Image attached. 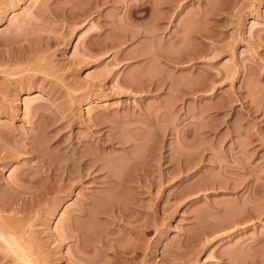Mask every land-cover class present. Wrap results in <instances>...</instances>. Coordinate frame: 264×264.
Wrapping results in <instances>:
<instances>
[{
  "label": "rangeland",
  "instance_id": "obj_1",
  "mask_svg": "<svg viewBox=\"0 0 264 264\" xmlns=\"http://www.w3.org/2000/svg\"><path fill=\"white\" fill-rule=\"evenodd\" d=\"M59 1L61 3L56 4ZM65 1L62 4L61 0H0V221L16 228L20 243L27 247L29 259L35 264H87L86 259L89 258H93L90 263L96 261L94 264L108 261L110 263L106 264H115L111 256L112 246H109L110 250L107 245L119 246L118 243L131 240L129 244L133 242L134 246L140 242L135 229H139L144 221L150 228L142 236L144 245L143 240L140 245L148 248L147 256L135 254L139 256L134 258L133 253L127 257L129 254H121L122 258L115 261L116 264L118 261L121 264H140L142 257L147 264H264V197H261L264 195V0H158L160 6L156 4L157 0ZM46 5L48 8L44 9ZM55 5L63 13L60 14ZM40 8L46 12L42 13ZM69 9L71 11L67 12ZM153 29L156 31L154 34ZM171 53H176V56L171 57ZM192 81L196 85H192ZM188 83L194 86V90L184 96L183 86L186 84L187 91L192 87ZM33 106L36 109H32ZM34 110H38V114L45 111L39 120H43L44 114L48 123L51 122L45 125L46 130L42 128L46 118L40 125L45 134L51 133L48 140L56 141L62 137L58 140L61 144L56 142L61 145L59 149L53 148L55 141L49 140L51 143L48 145L46 136L43 137L44 144L48 146L47 153L41 150L51 161L54 156L57 159V156H62L66 148L65 153H70L68 140L79 145L77 142L85 138L89 141V135L94 136L98 131L103 141L114 138H111L108 148L97 150L98 155L95 153L97 158L101 157L102 166L107 167L108 162L114 172L110 171L112 175L118 172L121 175L124 169L127 171L126 165L130 162L131 167L138 162L145 165L146 159L152 160L151 153L157 151L153 159L158 153L155 158L158 161L150 160L151 165H146L151 167L148 169V182L153 180L158 187L154 186L155 183L153 185V181H150L152 185L146 181L149 189L144 188L143 195L135 192V197L130 192L132 189L127 188L126 194L123 186L125 195L121 198L123 195H120V189L116 192L114 184L115 193L110 188L111 184L107 186L110 189L106 186L101 188L99 181L107 170L103 167L105 171L98 172L101 178L95 180L97 183L92 180L93 175L84 176L86 179L83 177L84 180L75 184L69 182L68 185L74 186L71 189L55 194L56 191L51 189L55 186L51 183L59 185L58 182L50 181L47 177L50 173L38 165V158L34 156L37 153L35 143H39L40 138L36 137V142L33 139V152L30 149L31 154L27 152L32 142H26L32 140V132L36 131L34 126L41 122L33 114ZM93 119L99 127L90 124ZM247 130L253 135L249 136ZM257 133L261 134L258 138ZM63 138L69 139L64 142L66 139ZM101 141L98 142L101 144ZM150 145L155 148L154 152ZM148 148L152 149L151 153ZM41 150L37 155H44ZM56 150L63 152L59 154ZM127 155L138 161L133 163ZM175 157L179 161L177 166ZM167 158L174 159L173 164ZM183 160L188 163H184L185 168L182 166L185 171L181 168L179 171L185 173L186 168L190 170L187 169L188 176L182 173L178 177L177 167ZM245 164L251 174L242 173L245 170L241 168L240 171L239 167ZM169 171L177 176L172 180L174 183L170 182L174 175ZM167 173L173 176H167ZM244 174L251 175L255 181L258 179L259 188L256 190L261 195L255 196L254 204L247 198L250 188L241 183ZM42 180L43 185L48 183L46 187L50 184L47 187L51 190L49 195L47 191L43 193L48 189H42ZM238 181L241 185L236 183ZM115 185L117 188L122 186ZM39 186L43 191V195H39L41 197L37 196L41 192ZM100 190L106 197L96 195L101 193ZM177 190L183 196L180 197ZM93 194L102 196L101 199L96 197L95 203L105 199V202L97 203L99 207L102 205V210L109 198L105 209H110V200H115V203L126 205L127 211L123 207L126 213L120 209L124 216L133 209L134 213L130 212L124 218L118 213L115 219L121 218L115 221L113 217L115 222L105 214L98 216L104 211L98 212L100 208L90 199H93ZM130 197L139 203L127 204L132 199L128 200ZM242 199L250 200L247 201L249 206L258 201L256 208H247L246 202V211ZM128 205L132 206L130 210ZM79 207L92 209L90 212L95 209V213L88 211L82 217L77 211ZM239 207L245 210L244 216L241 213L244 210ZM236 213L238 216L234 215ZM88 214L89 219L86 217ZM92 214L96 216L90 220ZM79 216L78 226L91 221L95 225L94 230H99L98 226L104 230L111 227L107 229L110 232L113 229V235L105 230L109 233L107 238L104 237V242H109L104 244H107L106 249L98 251L101 245L93 241L92 224H85L87 228L81 225L85 228L84 235L88 234L86 229H90L92 233L89 232L88 236L93 234V240L86 237L96 243L93 251L82 254L83 258L78 256L80 252L75 248L83 238L78 231L73 237L62 238L66 222L71 217L78 220ZM155 226H158L159 235L153 232L152 227ZM77 234L82 238L78 240ZM111 237L114 242L108 240ZM113 237L121 239V242ZM74 241L79 242L76 244ZM148 243L152 245L147 246ZM1 244L0 256L3 258L0 263L21 264L18 261L14 263L11 253ZM129 244L128 248L132 247ZM129 257L131 260L134 258L132 263Z\"/></svg>",
  "mask_w": 264,
  "mask_h": 264
},
{
  "label": "bare ground",
  "instance_id": "obj_2",
  "mask_svg": "<svg viewBox=\"0 0 264 264\" xmlns=\"http://www.w3.org/2000/svg\"><path fill=\"white\" fill-rule=\"evenodd\" d=\"M52 1H53V0H52ZM61 1H62V4H65V3H66L65 0H64L65 2H63V0H61ZM95 1H96V0H95ZM56 2H57V1H56ZM60 3H61V2L59 1V3H56V4H60ZM53 4H54V2H53ZM67 4H68V3H67ZM156 4H158V0H157V3H156ZM159 4H160V2H159ZM159 4H158V5H159ZM158 5H157V6H158ZM55 6H56L55 9L58 10L57 5H55ZM58 6H59V5H58ZM159 6H160V5H159ZM40 7H41V6H40ZM46 7H47V5L45 6L44 9H46ZM60 7H62V6H60ZM63 7H65V6L63 5ZM63 7H62V8H63ZM47 8H48V7H47ZM69 8H72V7L69 6ZM158 8H159V7H158ZM38 9H39V6H38ZM126 9H129V8L126 7ZM42 10H43V9H42ZM62 10H63V9H62ZM40 11H41V8H40ZM66 11L68 12V11H71V10L69 9V10H66ZM41 12H42V11H41ZM43 12H46V11H43ZM43 12H42V13H43ZM51 12H52V10H51ZM58 12H59V10H58ZM60 12L63 13V11H61V10H60ZM60 12H59V13H60ZM64 12H65V10H64ZM72 13L75 14L74 11H73ZM72 13H70V14H72ZM40 14H41V13H40ZM60 14H61V13H60ZM158 14H159V13H158ZM158 14H157V15H158ZM47 15H48V14H47ZM76 15H77V14H76ZM126 15H129V14H126ZM43 16H45V14H44ZM41 17H42V16H41ZM65 17H66V16H65ZM159 17H160V16H159ZM44 18H45V17H44ZM128 18H129V17H128ZM156 19H157V18H156ZM160 19H162V18L160 17ZM156 21H157V20H156ZM156 21H155V23H156ZM158 22H159V21H158ZM155 26H156V25H155ZM158 26H160V25H158ZM156 27H157V26H156ZM156 27H155V28H156ZM157 28H158V27H157ZM153 30H154V29H153ZM129 31H130V30H128V32H129ZM159 31H160V29L157 30V33H158ZM121 32H122V31H121ZM121 32H120V33H121ZM149 32H150V31H149ZM155 32H156V31L154 30L153 34H154ZM126 33H127V32H126ZM126 33H123V35H124L123 37H126V36H125ZM130 33H131V31L129 32V34H130ZM150 33H151V32H150ZM129 34H127V35L130 36ZM132 34H133V33H132ZM120 35H121V34H120ZM151 36H153V39H154V35H151ZM126 38H127V37H126ZM155 38L157 39V36H156ZM66 40H69V38L66 39ZM2 42H4V41H2ZM6 42H7V41H6ZM6 42H5V43H6ZM143 52H144V51H143ZM153 52H155V51H153ZM177 52H178V51H177ZM177 52H176V53H177ZM176 53H171V54H170L171 57H172L173 55H174V57H175V56H176V55H175ZM140 54H141V53H140ZM144 54H145V53H144ZM144 54H143V56H145V55L147 54V52H146L145 55H144ZM150 54H151V53H150ZM152 54L154 55V53H152ZM156 54H157V53H156ZM159 54H160V53H159ZM163 54H164V53H163ZM147 55H148V54H147ZM178 55H179V54H178ZM154 56H155V55H154ZM165 56H166V54H165ZM165 56L163 55V57H165ZM166 57H167V56H166ZM169 57H170V56H169ZM171 57H170V59H171V61H172V58H171ZM156 58H157V57H156ZM158 58L160 59L161 57L159 56ZM163 59H165V58H163ZM166 59H167V58H166ZM170 59H169V60H170ZM141 75H142V74H141ZM143 75H144V74H143ZM143 77H144V76H143ZM145 79H146V77H145ZM149 81H150V80L146 81V83L149 82ZM192 82H193V83H191L192 85H196V84L194 83V81H192ZM188 84H189V83H188ZM183 85H184V84H183ZM185 85H186V84H185ZM185 85L183 86V87H184V91H182L183 94H184V96H186L187 93L189 94V92H192V89H193V87H194V86H192V85L189 84V85L192 86V87H191V89H190V86H189L190 91H187V90L185 89ZM155 86H156V85H155ZM181 86H182V85H181ZM187 89H188V86H187ZM179 90H181V88H180ZM193 90H194V89H193ZM178 92H179V91H178ZM180 94H181V93H180ZM181 95H182V94H181ZM180 98H181V97H180ZM181 100H182V99H181ZM38 105H39V104H38ZM31 108H32V109H34V108L36 109V106H33V107H31ZM184 108H185V107H184ZM184 108H183V109H184ZM32 109H31V111H32ZM37 109H38V107H37ZM38 110H39V109H38ZM38 110H37V111L34 110L35 113L32 112V113L35 114V116L37 117V118H36L37 120H39V118H41L43 112L45 113V111H43V112L41 111V113L38 114V113H37ZM181 110H182V108H181L180 110L178 109L177 111H181ZM39 112H40V111H39ZM177 113H178V112H177ZM40 114H41V115H40ZM32 116H34V115H32ZM47 116H48V114H47ZM50 116H51V115H50ZM44 118H46V121H47V122L44 123V126H42V128L44 127L45 130H46L47 128L45 127V125L48 123V120H47V117H46V116L44 117V114H43V120H45ZM54 118H55V117H54ZM41 119H42V118H41ZM51 119H52V118H51ZM51 119H49V120H51ZM37 120H36V121H37ZM43 120H42V121H43ZM36 121H35V122H36ZM39 121H41V120H39ZM42 121L40 122V124H38V121H37L38 126H37V125L34 126V128L36 127V129H35L36 131L34 130L35 133L33 134V132H32V136L30 137L32 140L30 141V139H29V141L26 142V143H28V142L31 143V142H32L30 145L28 144L30 148H29V147H28V148L26 147V148H27V152H29L28 149H30L31 152H33V150H32L31 148L33 147V142H34L33 139H35V142H36V139H37L36 137H38V139L40 138L39 140H41V141L43 140V141H44V142L42 141V143H41V141H39V143H35V142H34V143L37 144V145H38V144H40V145L42 144V146H39V147L36 145V147H38V148H36V147H35V149L33 148V149L35 150V152H37V153H38L41 149H43V150L47 153V151H46V149H47V147H48L47 144H48V143H49V144L51 143L49 140H51L52 143L55 141V140L53 141L52 138L48 140V137L50 138L51 133H50V135L45 134L46 131H44V129H42L41 126H40V125H42L41 123H43ZM52 123H55V121L52 122ZM99 123H100V122H99ZM49 124H51V122H49L46 126H48ZM90 124H93V125H92L93 127H94V125H97V126L99 127V124L96 123V119H95V120L93 119V121H90ZM53 125H54V124H52V126H53ZM89 126H90V125H89ZM90 127H91V126H90ZM34 128H33V129H34ZM49 128H50V127H49ZM95 128H96V127H95ZM40 129H42V130H40ZM89 129H90V128H89ZM92 129H93V128H92ZM100 129H101V128H100ZM53 130H54V129H52V131H53ZM58 130H59V128L56 127V131H58ZM93 130H95V129H93ZM43 131H44V132H43ZM52 131H51V132H52ZM48 132H49V130H48ZM53 132H55V131H53ZM53 132H52V133H53ZM90 132H91V131H90ZM90 132H89V134H90ZM247 132H248V130H247ZM56 133H57V132H56ZM56 133H55V134H56ZM93 133H94V132H93ZM58 134H59V133H58ZM248 134H249V132H248ZM251 134H252V132L249 134V136H250ZM30 135H31V134H30ZM56 135H57V134H56ZM56 135H53V136L56 137ZM112 135H113V134H112ZM112 135H111V136H112ZM252 135H253V134H252ZM255 135H256V134H255ZM260 135H261L260 133H257L256 137L258 138ZM39 136H40V137H39ZM41 136H42V137H41ZM45 136H46V139H47V140H46V141H47V144H44V143L46 142L45 139H44ZM58 136H59V135H58ZM58 136H57V137H58ZM61 136H62V135H61ZM99 136H100V135H98V131H97V132H95V135H94V136L91 135V137H90V135H89V141L86 140L87 138H85L86 141H85V140H80V141L78 140L79 142H77V143H78L79 145H76L75 142L73 143V142H72L73 140H72V141H71V140L69 141L68 139H69L70 137H69V138H65L66 140L63 138V139L65 140L64 142H67V140H68V142H67V146H68V150H69L70 153H71V154H70V153L68 152V153L70 154V156H68V155H69L68 153H65V152H67V148H66V147H65L66 149L64 150L65 152L63 153V155H62V156L59 155L61 152H63V150H61L60 153L57 151V150L59 149L58 146H61V145H58V144H61V143H59L60 141L58 142V140H60V138H62V137H60V138L58 137V139H56V141H55V143L58 142V144L56 143V146L53 147L54 149L58 148V149L56 150V152L59 153V154H58L59 156H57L58 159L56 158V156H54V157L57 159L56 161H54L55 158H54L53 156H52V157L54 158V160L51 161V158H49V156H46V155H45L46 153H44L43 150H41V152L43 151V153H44V155H45L46 157H45L44 155H37V153L34 154V156H35L36 158H38V160H37V161H39V162H37V163H39L38 165H42V166H43V169H44V170H48V173H50L49 176H47V177H49V178L51 179L50 181L53 180L54 182L56 181V183L58 182L59 185H56V184H55V185H54V184L52 185V183H51V186H55V188H54L55 190L51 187V189H52L53 191H56L55 194H56V193L58 194L59 192H61V190H64V189H66V188H70V189H71L73 185H68V184H70L69 182H71V183L79 182L81 179H83L84 176H92V175H93V178H92L93 181H95V180L97 181V179L99 180V179L102 177V179L99 181V183L102 185L101 188H103V186H106V187H107V186H110V184H111V187H110V188H112V192L114 191V190H113V187H115V186H116L115 189H117L116 192L118 191V189H120V192H121V193L118 192L117 194L120 193V195H123V196H120V195H119L121 198L124 197V195H125V191H126V194H127V191H128L127 188H129V190L132 189L130 192L134 193L133 195H136L135 192H137V194H140V195H141V194L144 192V188L149 189L148 183H149L150 181H153V180H149V182H148V180H147V178L150 176V173H148V169H149V167H150V165H151V162H149V161L151 160V159H150L151 157H152V160H154V159L156 158L157 154H158V153H157V154L155 155V158L153 159V157H154L153 154H155V153L157 152V151L154 152V151H155V148H154L152 145H150V146H152L153 149H154V150H153V152H154L153 154L151 153L152 149H151V151H150V149L148 148L149 151H150V153H151V157H149L150 160H147V159H146V161H148V162L145 161V163H144L145 165H146V163H150V165L147 164V165H148V168H147V165H146V166H145V165H140V164H141L140 162L135 163L134 161H138V160H135L136 158H134V157H133V159H131L130 156L127 155V156L130 158V160H131L133 163H135V164L133 165V167H131V166H132V165H131L132 163H131L130 161H128L129 159L127 158V159H128L127 161L131 163V164H130V163L128 164V163L126 162V158H125V162H126V164H128V165H126V167H128V168H127V171L124 169V171H121V175H120V172L117 171V172H118L117 175H118V176L120 175V177H118V176L115 175V174L112 175V173H114V172L111 171V168L109 167L108 162H107V167L105 166L106 169H107V170H106L105 167L102 166V165H101V162L99 161V160L101 159V157H100V159H99V156H98V158H97V156L95 155V153H96L97 150H100V149H103V148H108V146L110 145L109 143H111V141H112V140H111L112 137H111L110 135H109V136H110L111 138L105 139L104 141L100 138L102 135H101L100 137H99ZM113 136H114V135H113ZM43 137H44V138H43ZM51 137H52V135H51ZM55 137H54V138H55ZM54 138H53V139H54ZM78 138H79V137H78ZM90 138H91L92 140H90ZM71 139H72V138H71ZM81 139H84V136H83V138L81 137ZM112 139L114 140V138H112ZM99 140H100V141L102 140V141H101V144H102L103 146L100 144V142H98ZM48 141H49V142H48ZM61 141L63 142V140H61ZM37 142H38V141H37ZM113 142H114V141H113ZM249 142L251 143V141H249ZM249 142H248V143H249ZM248 143H247V144H248ZM250 143H249V144H250ZM35 144H34V145H35ZM43 144L46 145V146H43ZM49 144H48V145H49ZM62 144L64 145V143H62ZM108 144H109V145H108ZM112 144H113V143H112ZM112 144H111V145H112ZM152 144H153V143H152ZM154 144H155V142H154ZM154 144H153V145H154ZM26 145H27V144H26ZM28 145H27V146H28ZM54 145H55V144H54ZM158 145H159V144H158ZM161 145H162V144H161ZM254 145H255V144H254ZM31 146H32V147H31ZM64 146H65V145H64ZM150 146H149V147H150ZM155 146H156V145H155ZM245 146H247V145L245 144ZM44 147H45V148H44ZM159 147H160V146H159ZM241 147L244 148V146H241ZM23 148H24V147H23ZM49 148H51V149L53 150V153H55V151H54V149H53L52 147H49ZM61 148H62V147H61ZM89 148H91V150H90ZM113 148H114V147H113ZM24 149H25V148H24ZM24 149H23V151H25ZM110 149H112V147H110ZM49 150H50V149H49ZM158 150H159V149H158ZM1 151H2V150H1ZM59 151H60V150H59ZM175 151H176V150H175ZM31 152H29L28 154H31ZM49 152H50V151H49ZM100 152H101V151H100ZM109 152H110V151H109ZM158 152H160V151H158ZM39 153H40V152H39ZM39 153H38V154H39ZM50 153H51V152H50ZM50 153H49V154H50ZM57 153H56V154H57ZM98 153H99V152H98ZM106 153H108V152H106ZM111 153H112V151H111ZM111 153H110V154H111ZM66 154H68V155H66ZM96 154H97V153H96ZM99 154H100V153H99ZM101 154H102V153H101ZM108 154H109V153H108ZM108 154H107L106 156H109ZM124 154H125V153H124ZM129 154H130V152H129ZM32 155H33V154H32ZM52 155H54V154H52ZM97 155H98V154H97ZM130 155H131V154H130ZM34 156H33V157H34ZM43 156H44V157H43ZM60 156H61V157H60ZM110 156H111V155H110ZM110 156H109V157H110ZM158 156H159V155H158ZM2 157H3V156H2ZM31 157H32V156H31ZM35 157H34V160H35ZM47 157L49 158V160H48ZM160 157H161V156H159V158H160ZM4 158H5V157H4ZM44 158H45V159L47 158V159L45 160ZM107 158H108V157H107ZM110 158H114V156H113V157H110ZM110 158H108V160H109ZM123 158H124V157H123ZM163 158H165V157H163ZM171 158H174V157L171 156ZM171 158H167V160H168V159H171ZM97 159H98V160H97ZM34 160H33V161H34ZM105 160H106V158H105ZM108 160H107V161H108ZM152 160H151V161H152ZM163 160H165V159H163ZM172 160L174 161V159H171V160H169V163H172V164H173V161H172ZM175 160H176V157H175ZM179 160H180V159H179ZM184 160H187V159H184ZM184 160H183V161H184ZM2 161H3V160H2ZM35 161H36V160H35ZM98 161L100 162V164L98 163ZM123 161H124V160H123ZM140 161H141V160H140ZM155 161H156V159H155ZM157 161H158V159H157ZM157 161H156V162H157ZM159 161H160V160H159ZM170 161H172V162H170ZM176 161H177V160H176ZM176 161H174V164H176V166H177V164L179 165V161H177V162H176ZM187 161H188V160H187ZM187 161H184V162L181 161V162H182V165L180 164V167H179V166L177 167V168H178L179 175H178L177 172H176V173H177L176 175H177L178 177L181 176V174L183 173V172H180V171H179V168H181V170L183 171L184 168L186 167V166H184V163L186 162L185 164H187V163H188ZM105 162H106V161H105ZM141 162H144V161H141ZM181 162H180V163H181ZM35 163H36V162H35ZM139 163H140V164H139ZM103 164H104V163H103ZM123 164H125V163L123 162ZM142 164H143V163H142ZM159 164H160V163H159ZM130 165H131V166H130ZM152 165H153V163H152ZM191 165H192V164H190V168H192ZM34 166H37V165H34ZM34 166H33V167H34ZM124 166H125V165H124ZM158 166H159V165H158ZM158 166H157V167H158ZM182 166H184V168H183ZM33 167H32V168H33ZM103 167H104V169H105L106 171L103 169ZM121 167H122V166H121ZM129 167H131V168H129ZM159 167H161V166H159ZM171 167H172V166H171ZM173 167H175V165H173ZM173 167H172V168H173ZM37 168H38V167H36V169H37ZM109 168H110V170H109ZM150 168H151V167H150ZM172 168H170V169L173 170ZM240 168L245 170V172H242V173H245V174H246V173H249V172H250L249 174H251V171H249V170L247 169L246 164H245L243 167H239V169H240ZM249 168H250V167H249ZM36 169H34V170L40 173V171H39V170H36ZM38 169H39V168H38ZM40 169H41V168H40ZM102 169H103V171H105V174L103 173L104 175H102V176L100 177V176L98 175V172H99V174H101L100 171H101ZM122 169H123V168H122ZM129 169H132V170H129ZM170 169H168V170H170ZM187 169L190 170L189 168H186V171H187V172H188ZM235 169H236V168H235ZM237 169H238V168H237ZM239 169H238V172L241 171V169H240V171H239ZM31 170H32V169H31ZM120 170H121V168H120ZM168 170H167V171H168ZM244 170H242V171H244ZM35 171H34V172H35ZM41 171H43V170L41 169ZM110 171H111L112 173H111ZM149 171H150V170H149ZM173 171H175V170H173ZM184 171H185V170H184ZM247 171H248V172H247ZM123 172H125V173H123ZM162 172H163V171H162ZM169 172H171L172 174L174 173V172H172V171H169ZM187 172H185V173H183V174L186 175ZM236 172H237V170H236ZM46 173H47V171H46ZM48 173H47V174H48ZM122 173H123V175H122ZM164 173H166V172H164ZM240 173H241V172H240ZM47 174H46V175H47ZM161 174H163V173H161ZM168 174H169V173H167L166 175H167V176H170V177H172V176L174 175L171 179H170V177H168V178L171 180L170 182H172V180L174 181L175 178H177V176L175 177V174H173V175H170V174L168 175ZM245 174H244V177L241 179V183H242V182L245 183V184H244V185H245V188H246V186H247V188H250V192L248 191V192H249V196H248L247 198L253 200L251 203L254 204L253 202L255 201V198L257 197L256 195H259V192H260V191L257 192L258 190H256L257 188H259V187H257V186H258V185H257V181H258V179H256V181H255V179L252 178L251 175H248V176H247V175H245ZM36 176H37V175H36ZM103 176H104V177H103ZM161 176H162V175H161ZM167 176H166V177H167ZM186 176H188V175H186ZM113 177H114V178H119V180L117 181V180L114 179ZM174 177H175V178H174ZM38 178H39V177H38ZM44 178H46V177H44ZM44 178H43V180H44ZM149 178H150V177H149ZM149 178H148V179H149ZM173 178H174V179H173ZM182 178H183V176H182ZM255 178H257V177H255ZM47 179H48V178H47ZM47 179H46L45 181H46V182H47V181L49 182V180H47ZM84 179H86V178L84 177ZM84 179H83V180H84ZM43 180H42V183H41L40 185H43V184H44ZM36 181H37V180H36ZM36 181H34L33 183H35ZM38 181H39V180H38ZM38 181H37V183H38ZM53 181H52V182H53ZM96 181H95V183H97ZM146 181H147L148 183H147ZM180 181H181V180H180ZM239 181H240V180H239ZM239 181L236 182V183L239 184ZM46 182H45V184H46ZM59 182H62V183H59ZM67 182H68V183H67ZM254 182H255V183H254ZM31 183H32V182H31ZM88 183H89V182H88ZM90 183H91V182H90ZM95 183H94V184H95ZM115 183H116V184H119V186L122 185L121 188H120V187L117 188L118 186L115 185ZM150 183H151V182H150ZM154 183H155V185H154ZM158 183H159V182H157V184H158ZM160 183H161V182H160ZM160 183H159V184H160ZM172 183H174V182H172ZM38 184H39V183H38ZM74 184H75V183H74ZM80 184H81V183H80ZM92 184H93V183H92ZM100 184H99V185H100ZM112 184H114L113 187H112ZM161 184H162V183H161ZM238 184H237V187H238L239 185H241V184H239V185H238ZM258 184H259V182H258ZM35 185H36V184H35ZM46 185H48V183H47ZM46 185H43L44 187H42V189H43V188H47V187L50 186V184H49V186H47V187H46ZM95 185H96V184H95ZM101 185H100V186H101ZM150 185H152V183H151ZM153 185L156 186V188L158 187V185H156V182H155V181H153ZM172 185H173V184H172ZM233 185L235 186L234 183H233ZM259 185H260V184H259ZM123 186L125 187L124 194H123V192H122V191H123V190H122V189H123ZM34 187H35V186H34ZM36 187H37V186H36ZM40 187H41V186H39L38 188H40ZM73 187H74V186H73ZM256 187H257V188H256ZM38 188H37V189H38ZM98 188H99V187H98ZM107 188L110 189L109 187H107ZM107 188H104L103 190H105V189H107ZM151 188H153V186H152ZM232 188H233V187H231V189H232ZM40 189H41V188H40ZM42 189H41V192H40V190L38 189V191L40 192L39 194H38V191H36V189L34 190V191L37 192V194H38V195L36 194L37 196H39V195H43V194H42V192H43ZM47 189L49 190L50 188H47ZM108 189H107V190H108ZM126 189H127V190H126ZM134 189H135V191H134ZM48 190H44L43 193H46L45 191H47V192H48L47 194L49 195V194L51 193V192H50L51 190H49V191H48ZM98 190H99V189H98ZM145 190H146V189H145ZM175 190H176V189H175ZM179 190H180V191H183L182 189H179ZM179 190H177L178 193H180ZM64 191H65V190H64ZM68 191H69V190H68ZM133 191H134V192H133ZM185 191H186V190H185ZM185 191H184V194H185ZM99 192H101V193L96 194V193H97V191H96L95 194H96V195L103 194L101 190H100ZM105 192H107V191H104V193H105ZM130 192H129V194H130ZM174 192H175V191H174ZM113 193H115V191H114ZM132 193H131V194H132ZM181 193H182V192H181ZM181 193L178 194V195H180V197L183 196V193H182V195H181ZM187 193H188V191H187ZM257 193H258V194H257ZM262 193H264V191H262ZM117 194H116V195H117ZM129 194H128L127 196H129ZM131 194H130V195H131ZM145 194H146V193H145ZM103 195H105V194H103ZM110 195H111V194H110ZM113 195H114V194H113ZM133 195H132V196H133ZM142 195H143V194H142ZM171 195H172V194H171ZM173 195L177 196V193H175V194L173 193ZM247 195H248V194H247ZM260 195H261V193H260ZM260 195H259L258 197H260ZM44 196H45V195H44ZM93 196H94V194H93ZM175 196H174V197H175ZM255 196H256V197H255ZM262 196L264 197V195H261V197H262ZM39 197H41V196H39ZM94 197H95V198H94ZM94 197H93V199H92V198H90V199L93 201V200L97 199L96 197L99 198L100 196H94ZM101 197H102V196H101ZM101 197H100L99 199H101ZM105 197H106V195H105ZM108 197H110V196H108ZM115 197H116V196H115ZM115 197H113V199H115ZM135 197H137V195H136ZM174 197H173V198H174ZM86 198H87V197H86ZM86 198H85V199H86ZM111 198H112V197H110V199H111ZM118 198H119V197H118ZM118 198H117V200H118ZM131 198H132V197H130L128 200H130ZM133 198H134V197H133ZM133 198L131 199V201H127V204H129L128 202H130V203L132 202V204H133V202H134V203H137V204L139 203L138 201H137V202L134 201V200H136V199H133ZM143 198H144V197H143ZM175 198H176V197H175ZM177 198H178V197H177ZM85 199H84V200H85ZM88 199H89V197H88L86 200L89 201ZM125 199H126V196H125ZM138 199L141 200V198H138ZM239 199H240V198H239ZM244 199H245V198H244ZM244 199H242V201L245 203V207H244V208H246V202H247V201L249 202L250 200L245 201L246 199H245V200H244ZM256 199H257V198H256ZM260 199H261V198H260ZM260 199H258V200H260ZM102 200H103V198H102ZM102 200H99V202H97V203L100 204V201H101V202H105V199H104L103 201H102ZM107 200L109 201V198H108ZM123 200H124V199H122V201H123ZM132 200H133V201H132ZM240 200H241V199H240ZM108 201H107V202H108ZM118 201H121V200L119 199ZM141 201H142V200H141ZM143 201H144V200H143ZM260 201H261V200H260ZM263 201H264V199H263ZM263 201H262L261 203H263ZM93 202H94V201H93ZM107 202H106V203H107ZM112 202H114V203H112ZM112 202H111V200H110V203L112 204V205H110V203H109V205L111 206L110 209H105V207L107 208V206H108V205H106V203H105V204H104L105 207H103V208H104L103 210L101 209V208H102V205H100L101 207H99L98 204L94 202V204H97V207L100 208V211H98V212H103V211L105 212V213L103 212V213H98V214H97V211H96V214H97L98 216H99V214H100V215H101V214H102V215L105 214V215L109 216L108 218H110V217L112 218V219H111L112 222H115L116 219H118V218L115 219V217H118V216H116V214L119 213V215H121V217L123 216V218H124V217H126V216L131 212V211H129V213L126 214V216H124L125 214L123 215L120 209H122V211L125 210V208H126L125 206H126V205H125V206H122V205L119 204L120 202H119V203H115V200L112 201ZM116 202H117V201H116ZM235 202H237V201L235 200ZM248 202H247V203H248ZM257 202H258V201H256V204H257ZM84 203H85V202H84ZM140 203H141V202H140ZM0 204H1V203H0ZM94 204H93V205H94ZM132 204H131V205H132ZM137 204H136V205H137ZM256 204H255V205H256ZM263 204H264V203H263ZM263 204H262V205H263ZM104 205H103V206H104ZM129 205H130V204H129ZM129 205H128V206H129ZM133 205H134V204H133ZM139 205H141V204H139ZM142 205H144L143 202H142ZM255 205L249 206V203H248V205H247L248 207H247V208H252V207L255 206ZM78 206H80V205H78ZM137 206H138V205H137ZM243 206H244V204H243ZM83 207H84V206H83ZM93 207H94V206H93ZM93 207H91V208H93ZM120 207H121V208H120ZM123 207H125V208H123ZM130 207H132V206H129V208H128L129 210H130ZM133 207H134V206H133ZM138 207H139V206H138ZM138 207H137V208H138ZM142 207H143V206H142ZM14 208H15V207H14ZM84 208H86V207H84ZM84 208L79 207V209L77 210V211L79 212V214L82 215V217H84L83 214H87L88 211H89V213H93V214H94V213H95L94 210H95V209L98 210L96 207H94L95 209L93 210V212H90V211H92V209H84ZM135 208H136V207H135ZM140 208H141V207H140ZM239 208H240V207H239ZM239 208H238V209H239ZM241 208H242V207H241ZM241 208H240V209H241ZM247 208L245 209L246 211H247ZM255 208H256V206H255ZM255 208H254L253 211L251 210L252 213L256 210ZM76 209H77V208H76ZM240 209H239V210H240ZM252 209H253V208H252ZM101 210H102V211H101ZM133 210H135V209H133ZM133 210H132L131 214L134 213ZM239 210H238V211H239ZM242 210H244V209L242 208ZM245 210L242 211V212L240 211V212L243 214V216L246 214V213L244 214ZM125 211H127V208H126ZM125 211H123V212L126 213ZM251 211H250V212H251ZM235 212H236V211H235ZM240 212L238 213L239 216L237 215V213L234 214V215H237L238 217H240V216H241ZM250 212H249V213H250ZM76 213H77V212H76ZM120 213H121V214H120ZM79 214H78V215H79ZM93 214L90 215V220L96 216V215L94 216ZM253 214H254V213H253ZM253 214H251V215L253 216ZM70 215H71V214H70ZM75 215H76V214H75ZM105 215H104V216H105ZM132 215H133V214H132ZM251 215L249 214L248 216H251ZM91 216H92V217H91ZM128 216H129V215H128ZM248 216H246V217H248ZM73 217H74V216H73ZM73 217H71V219L69 218L70 221H69L68 223L66 222L67 227H66V229H65V227H64V229H65L64 231H65V232H64V235L62 236V238L65 239V238L73 237V236L75 235L74 233H75L76 231H78V232H77L78 234H81V235L83 236V238H82V236H80V235L77 234L78 236H80V237H78V236L76 235L77 239H78V238H80V239L82 238V239H81L82 241H81V242H79V241H77V242L74 241L76 244L79 242L78 245L75 244L78 248H77L76 246H75V248H76V252H77V250H79V252L81 253V254H80V253L78 252V253H79L78 256L80 255V258H83L84 253H86V252L90 253V251H93V250H92V247H94V245L96 244V243H93V242H92L93 239H95V240H93L94 242H98V243H100V245H101V246H99V244L97 243V245L99 246V248H98L99 250L97 249L98 251L102 250V248H105V249H106V245L109 244L108 241H105V242H104V239L106 240V238H107L106 235L109 236V233H111L110 235H113V234H114L113 229H112V232H110L111 230H109V231L107 230V229H109V228H111V227L105 228V230H107V232H109V233L105 232L104 228L102 229V228H101L100 226H98V225H97V226H98V229H99V230H97V228H96V230H94V229H95V227H94L95 225H93L92 223H90V222H91L90 220H89L90 222L88 221V222H89V223H88L89 225H88L87 222L84 220V219H86V220L89 219V214L86 215V217H88V219H87V218H84L82 221H85V222H86L85 224H87L88 226H90V224L93 225V226L91 225V227H92L91 229L93 230V231H92V230H91V231L94 232V238L92 239V237H91L93 234L89 235V236L91 237V239H92V240H91V239H89L90 237L88 236V234H89V232H90V229H86V231L88 230V234H87V232H85V234H87V235H84V234H83V231H84L85 228H87L88 226H87V225L85 226V224L83 225V222H82V221H81V222H82L81 225L85 226V228H83V226H81V225L78 226V225H77V224H78L77 221H79V223H80V220H81L80 216H79V218H77L78 220H75V218H73ZM101 217H102V216H101ZM113 217H114L115 221H113ZM119 217H120V216H119ZM121 217H120V218H121ZM104 218L108 219L107 217H104ZM120 218H119V219H120ZM123 218H122V219H123ZM128 218H129V217H128ZM128 218H127V219H128ZM241 218H242V217H241ZM243 218H245V217H243ZM248 218H249V217H248ZM119 219H118V221H119ZM125 219H126V218H125ZM125 219H124V220H125ZM127 219H126V220H127ZM245 219H246V218H245ZM0 220H1V219H0ZM92 220H93V219H92ZM109 220H110V219H109ZM118 221H117V222H118ZM75 222H77V223H75ZM117 222H116V223H117ZM120 222H121V221H120ZM144 222H145V221H144ZM144 222H143V224L141 223V224H142L141 226L139 225V229H137V228L135 229V228H134L135 230H138L137 234H136V233H135V234L138 235L137 238L139 237L140 240H138V239H137V240L140 241V242H138V243L136 242V243H135L136 245L134 244V246L132 245L133 242H132V244H129V242H131V240H129L128 243H127V242H124V243H127V244H129V245H132V247L130 246L131 249H130V247L128 248V245H127V244H125L124 246L121 245V244H124L123 242H122V243H118V242H117V243L119 244V246H117L116 244H113L112 242H110V243H112L113 245H112V244L107 245V248H108L109 246H112V247H111V248H112V253H111L112 255H111V256L113 257L112 259L114 260L113 263L116 264L115 261L120 260V259L122 258V255H121V254L124 255L125 253H126V254H129V255H126V254H125V255H126L125 257L130 256V254H132V253H133L134 255H135V254H139V255L141 254V255L147 256V255H145V254H146L145 252L147 251L148 248L146 247V248H147V249H146L144 246L142 247V245H140V244H142V243H141V240H143V239H142V236L144 235V233H146V232L148 233V232H149L148 229L150 228V226H149V228H148V226L145 224L146 222H145V223H144ZM147 222H148V221H147ZM107 223L109 224L108 221H107ZM8 224H9V223H8ZM8 224L6 225L4 222L0 221V240H1L0 242H2V244H1L2 247L5 248L6 251H9V252L11 253V256L14 258V263H16V262L18 261V262H20L21 264H35L34 262H32V261L29 259V256H28V254H27V253H28L27 247H26L25 245H22V243H20V236L17 235L16 228L14 227V228H15V229H14L12 226H10V225L8 226ZM108 224H107V225H108ZM110 224H111V223H110ZM112 224H113V223H112ZM112 224H111V225H112ZM154 224H156V223H154ZM111 225H109V226H111ZM116 225H117V224H116ZM116 225H115V226H116ZM148 225H149V224H148ZM64 226H65V225H64ZM112 226H113V225H112ZM152 226H153V225H152ZM99 227H100V228H99ZM103 227H104V224H103ZM89 228H90V227H89ZM93 228H94V229H93ZM114 228H115V227H114ZM152 228H153V232L155 231V233H158V229H157L158 226H155V228H154V227H152ZM101 229H102V230H101ZM115 229H116V228H115ZM115 229H114V230H115ZM103 230H104V232H103ZM130 230H131V229H130ZM146 230H147V231H146ZM159 230H160V228H159ZM115 231H117V229H116ZM92 232H90V233H92ZM131 232H132V230H131ZM159 233H160V232H159ZM159 233L156 234V235H159ZM136 235H135V236H136ZM84 236H85L86 239L89 237L88 239L91 240L90 243H88L89 240L87 239V240H88V241H87V240L84 238ZM86 236H88V237H86ZM104 237H106V238H104ZM157 237H158V236H157ZM157 237H156V238H157ZM108 238H109V237H108ZM84 239H85V240H84ZM113 239H114V240L116 239L117 241L121 242V241H120L121 239L118 240V238H114V237H113ZM78 240H79V239H78ZM108 240H109V241L112 240V237H111V239H108ZM86 241H87V243L85 244ZM112 241H113V240H112ZM132 241H133V240H132ZM106 242H108V243H107L106 245H104ZM113 242H114V241H113ZM142 242H143V245H144L145 240H143ZM184 242H186V240H185ZM88 244H89V245H88ZM90 244H92L93 246H91ZM137 244H138V245H137ZM150 244H151V243H150ZM150 244L148 243L147 246L150 245ZM145 245H146V244H145ZM151 245H152V244H151ZM95 246H96V245H95ZM98 246H97V247H98ZM150 247H151V246H150ZM94 248H96V247H94ZM111 248L109 247L108 249L111 250ZM110 250H109V251H110ZM102 251H103V250H102ZM82 254H83V255H82ZM133 254H132V255H133ZM74 255H75V253H74ZM132 255H131V256H132ZM139 255H135V256H133V257L135 258L136 256H139ZM125 257H124V259H125V261H126V258H125ZM2 258H3V256H0V260H2ZM76 258L80 259L79 257H76ZM119 258H120V259H119ZM131 258H132V257H129V258H128L129 261L131 260ZM134 258H133V259H134ZM78 259H77V260H78ZM90 259H93V258L86 259L87 264H92L93 262L96 263L95 260H94V261L92 260V262L90 263V261H91ZM112 259H111V260H112ZM133 259H132V260H133ZM132 260H131V263H132ZM123 261H124V260H123ZM123 261H122V262H123ZM0 262H1V261H0ZM108 262L110 263V261H108ZM108 262H105V264L108 263ZM118 262H119V264H121V261H118ZM129 263H130V262H129ZM0 264H1V263H0ZM93 264H94V263H93ZM123 264H124V263H123ZM140 264H147L146 261H145V259H143V257H142V259H141ZM148 264H149V263H148Z\"/></svg>",
  "mask_w": 264,
  "mask_h": 264
}]
</instances>
